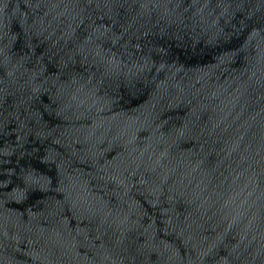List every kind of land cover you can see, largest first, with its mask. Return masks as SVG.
<instances>
[{
	"label": "water",
	"instance_id": "95a60500",
	"mask_svg": "<svg viewBox=\"0 0 264 264\" xmlns=\"http://www.w3.org/2000/svg\"><path fill=\"white\" fill-rule=\"evenodd\" d=\"M0 264H264V0H0Z\"/></svg>",
	"mask_w": 264,
	"mask_h": 264
}]
</instances>
